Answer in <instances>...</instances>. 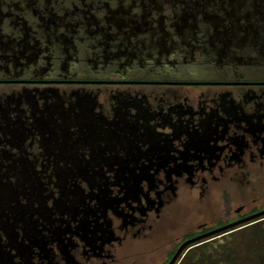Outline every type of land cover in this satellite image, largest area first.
I'll use <instances>...</instances> for the list:
<instances>
[{
	"label": "flooded vegetation",
	"instance_id": "af4514ba",
	"mask_svg": "<svg viewBox=\"0 0 264 264\" xmlns=\"http://www.w3.org/2000/svg\"><path fill=\"white\" fill-rule=\"evenodd\" d=\"M258 178L264 0H0V264H134L217 209L168 264Z\"/></svg>",
	"mask_w": 264,
	"mask_h": 264
},
{
	"label": "rangeland",
	"instance_id": "374dc122",
	"mask_svg": "<svg viewBox=\"0 0 264 264\" xmlns=\"http://www.w3.org/2000/svg\"><path fill=\"white\" fill-rule=\"evenodd\" d=\"M243 192L251 194L250 197H256V200L248 205H264V178L254 180L251 185L243 189ZM213 211L215 214L211 216L212 213L202 214L193 204L188 207L179 206L176 214L180 213L171 219L172 222L167 225L164 234L155 237L156 243L152 244V247L156 250L134 264L164 263L167 260V251L175 247L173 243L176 240L171 239V236H178L181 232H185L186 228L192 230L193 222L202 218L209 220V224L215 223L221 213L217 209ZM235 218L236 215L232 211L229 219ZM126 264H129V261ZM177 264H264V220L192 248Z\"/></svg>",
	"mask_w": 264,
	"mask_h": 264
},
{
	"label": "water",
	"instance_id": "95a60500",
	"mask_svg": "<svg viewBox=\"0 0 264 264\" xmlns=\"http://www.w3.org/2000/svg\"><path fill=\"white\" fill-rule=\"evenodd\" d=\"M264 217V210L262 211H259L257 213H254L252 215H249V216H246L244 217L243 219L241 220H238V221H235L233 223H229L225 226H222L220 228H217V229H214L208 233H205V234H202V235H199V236H196V237H193L191 238L190 240L184 242L179 248L178 250L176 251V253L173 255V257L171 258V260L169 261L168 264H173L174 261L176 260L178 254L180 253V251L187 245H190V244H196L198 242H200L202 239H205L207 237H210L212 235H215L217 233H220V232H224V231H227V230H230V229H233L235 228L236 226H239V225H243L245 223H248V222H253L255 220H258L260 218H263Z\"/></svg>",
	"mask_w": 264,
	"mask_h": 264
}]
</instances>
